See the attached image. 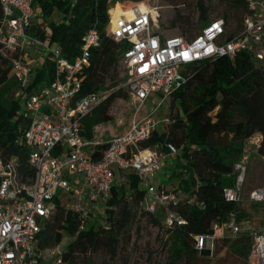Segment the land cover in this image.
<instances>
[{
    "label": "built area",
    "instance_id": "1",
    "mask_svg": "<svg viewBox=\"0 0 264 264\" xmlns=\"http://www.w3.org/2000/svg\"><path fill=\"white\" fill-rule=\"evenodd\" d=\"M127 2L131 4L120 3L118 14L112 12L116 5L109 9L106 34L120 44L119 88L126 89L137 101L136 118L126 131L113 135L102 155L94 158L89 150L98 142L85 135V122L106 99L107 91L83 89L93 49L101 45L100 32L89 29L80 53L70 60L57 44L30 33L32 20L38 15L34 0H0V53L10 57L11 73L24 97L19 115L26 125L20 142L27 148L31 169L26 174L18 156L0 158V264H48L39 239L54 212L55 200L68 202L84 228L96 212L94 221L102 217L99 205H106L113 188L120 185L117 171L133 172L139 177L144 209L153 213L163 210L166 227L183 225L184 217L171 205L180 192L153 178L181 148L170 142L144 147L143 143L159 130V121L151 115L138 118L137 111L150 97L168 96L182 87L186 81L184 68L193 63L220 56L234 61L246 51L264 73V0H247L248 12L239 31L231 32L225 19L219 17L194 37L164 36L158 30V14L153 6L142 9L140 4L145 2ZM130 9L133 16L127 13ZM29 50L40 52L44 58L52 57V81L31 88L42 62L35 67L27 63ZM261 156L264 160V150ZM248 170V157L244 155L234 163V183L224 188L227 200H242ZM249 197L264 203V186L252 189ZM241 230L231 215L228 221H215L210 233L197 234L195 247L212 251L216 239L235 237ZM251 233L252 263L264 264V230L252 228ZM207 238L213 240L211 248L206 247ZM60 254L55 264H62Z\"/></svg>",
    "mask_w": 264,
    "mask_h": 264
},
{
    "label": "trees",
    "instance_id": "2",
    "mask_svg": "<svg viewBox=\"0 0 264 264\" xmlns=\"http://www.w3.org/2000/svg\"><path fill=\"white\" fill-rule=\"evenodd\" d=\"M224 1L229 2L237 12L234 16L224 17L229 30L237 32L248 12L247 0ZM34 2L39 5L40 13L32 20L30 33L50 44H57L70 60L80 53L83 37L89 29L96 28L100 32L101 45L93 49L91 63L85 70L83 92L104 88L110 68L120 63V44L106 34L112 0ZM199 6L201 18L205 21L207 8L203 3ZM2 15L0 3V23ZM198 33L187 36L194 37ZM41 62L31 88L54 78L55 63L52 57L47 56ZM187 69L185 83L171 94L172 100L179 104L180 112L169 122L166 130L155 131L143 143L144 147H155L170 142L181 148L175 161L174 174L170 175L175 176L178 170L179 190H174L180 192V197L171 205L184 217L185 223L174 228L165 226L168 233L165 264H207L201 255L205 253L211 257L219 245L227 247L244 264H249L254 243L251 229L264 230V224L253 226L250 220L253 210L239 202L227 200L224 188L232 185L236 179L234 163L244 153L245 141L256 132L264 135V73L246 51L240 52L234 61L220 56L190 64ZM10 72V57L0 53V86L8 80ZM115 82H118L117 78ZM119 85L86 119L85 135L88 139L93 138L92 131L96 125L112 118L109 108L114 99L128 97L127 90L119 88ZM20 107V97L13 98L7 105L0 100V158L18 156L27 174L31 173L27 164L28 151L25 144L20 142L26 121L18 114ZM222 132L233 133L234 140L230 144H214L212 137ZM107 141L97 140L98 144L90 148L89 154L99 158L107 147ZM263 150L264 142L261 153ZM125 181L128 187L124 184L115 186L107 201V210L110 209L108 224L93 220L81 228V219L71 210L68 202L56 199L54 212L47 218L40 233V248L49 247L52 240L59 245L68 234L74 239L67 249L61 250L62 264H76V252L86 255L105 246L111 258H115L120 235L128 228L137 210L150 216L154 223L161 224L158 213H164L163 210L153 213L142 207L144 190L139 186V177L128 172ZM260 203L254 202L253 208L264 205ZM231 215L242 227L237 236L216 239L212 251L196 249L197 234L210 233L215 221H228ZM244 220L249 224L243 225ZM87 264H90L89 259Z\"/></svg>",
    "mask_w": 264,
    "mask_h": 264
},
{
    "label": "rangeland",
    "instance_id": "3",
    "mask_svg": "<svg viewBox=\"0 0 264 264\" xmlns=\"http://www.w3.org/2000/svg\"><path fill=\"white\" fill-rule=\"evenodd\" d=\"M125 0H112L111 7L115 6L112 12L117 14L121 12L120 3L131 4L129 2H123ZM133 2H145L141 3V7L153 6L158 14V30L162 32L164 36L167 35H194L200 32L203 27L208 24L211 20L215 18H224L227 15L236 14V10L230 6L229 2L224 0H140ZM200 3H203L204 7L207 8L206 17L204 21L201 18V8ZM55 18L58 19L57 15ZM232 21V20H231ZM175 22V23H174ZM230 29V28H229ZM30 55L25 58L26 62L35 67L40 59H38V54L34 50L31 51ZM24 56V53L23 55ZM24 58V57H23ZM44 57L41 58V61ZM188 66L184 68V71H188ZM187 69V70H186ZM121 65L120 63H115L113 67L110 68L109 74L105 77L104 88L107 91V96L117 89L119 79L121 78ZM117 78L118 82H115ZM115 82V84H114ZM101 88V92L104 91ZM21 90L19 89V84L17 79L10 72L8 80L0 86V100L4 104H9L10 100L13 98L20 97L21 107L18 114L24 104V97L20 96ZM173 95L159 96L155 95L150 97L145 101L143 107L137 111V117L140 118L145 115L153 116L157 121H159V130H166L168 128L169 122L180 112L179 104L174 102ZM174 102V103H173ZM138 103L137 101L128 94V97L121 98L116 97L109 108V114L112 118L108 121L102 122L93 128L92 136L93 140H99L106 142L113 135L123 133L131 125L132 121L136 118V109ZM234 140V134L229 132L216 133L212 137V142L214 144H230ZM263 145V137L260 132L254 133L253 136L249 137L245 141V149L242 156L246 155L249 161V170L246 177V182L244 184V190L242 194V200L239 201L240 205L243 207L253 210L251 212V223L253 226H262L264 224V205H256L253 208V201L249 197V193L252 189L256 187L264 186V160L262 158V153L260 151ZM181 151L169 158V163L162 164V170L154 179L161 180L167 187L178 189L179 175L178 170L175 176L172 175L175 168V161ZM238 159V160H239ZM237 160V161H238ZM128 172L117 171V177L119 179L120 185L124 184L128 187V183L125 181V176ZM174 174V173H173ZM178 176V177H177ZM264 204V203H260ZM106 205H99L100 211L99 215L102 216L100 223H108L109 210H107ZM158 213V212H157ZM97 215V212L94 214ZM90 221L93 222V217ZM161 219V224H156L151 219L150 216L146 214H140L137 210L128 228L120 235V243L118 252L115 258H111L109 249L101 247L97 251H90L86 255L79 252L74 253L76 257V264H87L88 259L90 264H165L168 255V246H165V241L167 240V229L164 225L165 214L162 212L158 213ZM98 220V219H97ZM243 225L249 224L246 220L242 221ZM74 237L66 234L62 242L57 245L54 244L52 240L49 247H45L44 254L47 263L55 264V261L61 252V250L67 249L69 244L73 241ZM213 240L207 238L206 247L211 248ZM252 254V253H251ZM205 257L203 259L207 264H244L242 259H237L233 253H231L227 247L218 246V249L211 257L207 256L205 253L201 255ZM253 264V258L250 257ZM64 264V263H63ZM68 264V263H65Z\"/></svg>",
    "mask_w": 264,
    "mask_h": 264
},
{
    "label": "crops",
    "instance_id": "4",
    "mask_svg": "<svg viewBox=\"0 0 264 264\" xmlns=\"http://www.w3.org/2000/svg\"><path fill=\"white\" fill-rule=\"evenodd\" d=\"M125 1H126V0H125ZM35 8H36L37 13H40V7H39V5L36 4V3H35ZM110 8H111V7H110ZM29 52L32 53L30 50H29ZM35 53L38 54V59H40V60L38 61V64H39V63H41L40 61H41L42 55H41L40 52H38V51H35ZM166 163H169V159L166 161ZM158 174H159V173H158ZM156 180H157L159 183H163L161 180H159V178L156 179Z\"/></svg>",
    "mask_w": 264,
    "mask_h": 264
},
{
    "label": "bare ground",
    "instance_id": "5",
    "mask_svg": "<svg viewBox=\"0 0 264 264\" xmlns=\"http://www.w3.org/2000/svg\"><path fill=\"white\" fill-rule=\"evenodd\" d=\"M141 7V6H140ZM142 9H145L146 7H141ZM128 15H130V16H133V11L130 9V10H128Z\"/></svg>",
    "mask_w": 264,
    "mask_h": 264
}]
</instances>
